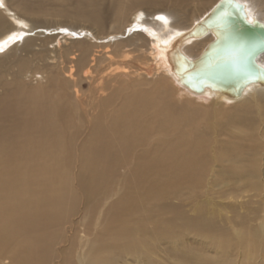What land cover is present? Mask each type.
Listing matches in <instances>:
<instances>
[{"label":"rangeland","instance_id":"obj_1","mask_svg":"<svg viewBox=\"0 0 264 264\" xmlns=\"http://www.w3.org/2000/svg\"><path fill=\"white\" fill-rule=\"evenodd\" d=\"M217 1L194 0L182 10L167 0L160 7L189 27ZM250 1L264 10V0ZM45 19L32 21H58L52 16ZM112 26L105 32H112ZM110 48L108 54L102 47L94 48L102 50L97 58L105 73L94 87L84 79L82 90L88 93L117 72L125 73L102 87L107 96L115 87L110 107L114 112L119 113L126 95L131 97L132 105L125 110L127 123L118 135L130 140L128 147L119 150V143L112 140V155L102 153L103 158L90 160L87 152L90 161L79 167L81 153L68 160L69 169L63 165L50 169L49 177L65 176L72 200L59 227L57 221L39 216L42 224H34L33 233L45 242L34 256L44 264H84L82 258L91 251L98 264H264V126L260 124L264 117L253 107L239 113L237 105L222 109L211 101L187 98L169 81L156 77L155 66L145 58L128 64L121 52ZM44 82L39 80V86ZM145 99L158 109L159 117L134 115L147 110ZM240 114L247 121H240ZM117 120L112 123H125L122 117ZM176 127L185 134L175 132ZM79 128L85 131L83 124ZM109 157L114 167L105 166ZM56 160L61 157L50 158L49 164ZM45 180L34 179V184ZM198 222L211 224L209 236L198 231ZM242 237H256L257 245L250 247ZM125 244L135 251L121 250Z\"/></svg>","mask_w":264,"mask_h":264},{"label":"bare ground","instance_id":"obj_2","mask_svg":"<svg viewBox=\"0 0 264 264\" xmlns=\"http://www.w3.org/2000/svg\"><path fill=\"white\" fill-rule=\"evenodd\" d=\"M162 1L167 2L0 0V47L3 48L0 51V263L44 264L37 254L45 239L33 233L34 224L41 225L39 216H43L46 220L57 221L58 227L61 226L66 221L64 217L72 200L71 193H66L65 176L49 177L52 169H59V165L69 169L68 160L80 157L81 153L84 155L79 167L85 166V162L93 158L99 159L102 153L112 155V140L119 143V150L128 147L130 140L120 136L127 123L125 110L132 105L131 97L126 95L119 113L114 112L110 107L113 108L115 87L110 90V96L102 87L116 79L119 81L125 73L117 72L101 87L91 90L94 84H101L99 81L105 73L98 64L100 59L97 55L101 49L96 50L95 47L106 49L107 54L110 47L114 48V52H121L128 64L138 63L145 58L149 62L147 64L155 66L156 77L169 81L179 94L187 98L211 101L220 108L237 105L239 113H247L253 107L258 109L260 117H264L262 85L252 84L240 98L229 99L209 90L196 94L181 85L178 79V71L181 70L176 57L178 51L194 60L215 37L209 33L202 38L181 41L176 46L177 37L190 30L220 0L193 18L189 27H183L175 17L168 15L160 7ZM172 1L184 10L194 0ZM210 1L201 0L203 4ZM238 1L246 6L250 18L264 23V10L260 5L250 0ZM145 5L153 6L143 8ZM46 16L58 21L54 24L32 21L40 17L45 21ZM109 25H113V31L106 33ZM257 62L264 66V53ZM30 78L32 86L28 84ZM86 78L93 85L88 93L82 90ZM39 80L45 81L43 87L39 86ZM143 102L148 111H138L134 115L145 117L152 114L159 117L158 109L149 104V100ZM136 105L138 107V102ZM169 113V117L173 118L172 110ZM121 117L125 123H112ZM246 117L240 114L238 119L247 121ZM81 124L85 131L79 128ZM260 124L264 126L262 119ZM176 129L179 130L176 127L175 132ZM71 141L74 145L70 144ZM87 152L90 160H86ZM60 157L61 162L56 160L49 164L50 158ZM105 166L114 167V160L109 157ZM40 177L46 179L45 182L35 185L34 179L39 180ZM40 207L42 212L38 213ZM196 225L198 231L207 236L212 232L210 223L198 222ZM242 239L250 247L258 242L256 237ZM122 247L121 250L126 252L135 251L130 245ZM33 253H37V258ZM91 254L82 258L84 264H98L92 261L94 255Z\"/></svg>","mask_w":264,"mask_h":264},{"label":"water","instance_id":"obj_3","mask_svg":"<svg viewBox=\"0 0 264 264\" xmlns=\"http://www.w3.org/2000/svg\"><path fill=\"white\" fill-rule=\"evenodd\" d=\"M225 12L228 13L227 28L222 23ZM209 33L213 34L215 40L207 45L198 58L191 60L178 51L176 57L178 68L181 69L178 71L181 85L196 94L209 90L229 99L240 98L252 84L264 86V71H261L264 66L257 62L264 53V23L250 18L246 6L238 0H220L190 30L177 37L176 46L181 41L202 38ZM239 42H244L249 48L255 46L247 61L243 54L237 57L233 51V46ZM237 60L240 63L254 62L255 67L250 76L235 70Z\"/></svg>","mask_w":264,"mask_h":264},{"label":"snow or ice","instance_id":"obj_4","mask_svg":"<svg viewBox=\"0 0 264 264\" xmlns=\"http://www.w3.org/2000/svg\"><path fill=\"white\" fill-rule=\"evenodd\" d=\"M227 16H228V13L225 12L222 17V23L224 24L225 28H227ZM159 19L164 20L165 18L159 17ZM165 22L167 21L165 20ZM254 47L255 46H253V48ZM253 48H249L244 42H239L233 46V51L234 53L237 54V57L243 54L245 56V61H247V58L253 51ZM0 51H3L2 47H0ZM254 67H255L254 62L253 63H248V62L240 63L239 60H237L235 63V70L242 72L246 76H250L252 74ZM261 71H264V69H261Z\"/></svg>","mask_w":264,"mask_h":264}]
</instances>
